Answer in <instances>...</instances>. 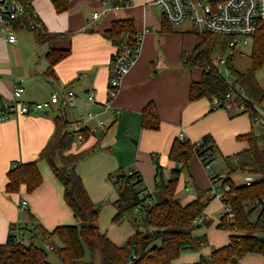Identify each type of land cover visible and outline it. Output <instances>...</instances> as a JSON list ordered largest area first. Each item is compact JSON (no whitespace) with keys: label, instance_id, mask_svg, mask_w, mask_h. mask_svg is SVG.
I'll return each instance as SVG.
<instances>
[{"label":"crops","instance_id":"1","mask_svg":"<svg viewBox=\"0 0 264 264\" xmlns=\"http://www.w3.org/2000/svg\"><path fill=\"white\" fill-rule=\"evenodd\" d=\"M116 1L69 0L68 10L60 13L53 0H33L37 17L48 34L58 35V39L39 45L34 32L27 30L17 34V43L13 45L0 39V110L5 101L13 98L15 85L24 87L22 100L27 102L47 101L56 91L73 90L77 95L73 107L58 106L49 115L41 112L0 122V245L6 243L12 224L40 223L50 231L61 225L76 224L65 202L62 183L49 164L40 159L41 152L55 134L57 116H64L71 130L79 124L88 133V139L76 140L68 154L99 144V150L76 166L94 202L108 184L109 175L124 172V167L128 173L140 172L143 186L150 192L156 188L158 165L163 167L166 179H171L178 165L171 161L170 151L181 135L192 143L212 136L217 144V155L224 160L248 149L246 142L238 140L239 135L254 131L248 113L238 108L214 111L208 98L190 101L193 82H200L202 78L200 70L184 65L185 56L197 45L192 26L189 30L172 26V30L166 32L162 10L153 4L154 0H132L130 5L119 4L117 9ZM95 12H99L100 17L92 20ZM126 19L134 21L142 38L141 52L123 79L118 96L108 107L111 65L117 49L106 37V32L113 22ZM52 50H64L69 54L56 65L55 74L47 76L50 67L47 55ZM90 92L95 95L94 103L88 100ZM150 103L156 105L161 120L159 130L142 128V113ZM100 121L104 122V128L99 126ZM120 141L125 147L131 142L132 152L125 148L116 151ZM33 161L38 162L43 175L42 185L32 194L27 193L25 187L17 194H8L9 170ZM225 165L227 168V162ZM226 168L208 173L201 159L194 155L189 168L182 169L180 175L179 182L182 180L185 184L180 190L186 192L184 197L177 192L181 204L197 200L201 191H208L203 198H209L211 186L206 185L207 180L211 181L212 174L228 175ZM215 199L212 197L206 208L205 219L216 225L199 223L194 231L195 236L206 235L209 246L184 251L173 264H197L202 257L210 259L215 249L230 243L229 232L219 227L222 202L221 217H213L210 210ZM23 200L28 202L25 211L19 209ZM236 264H264V255L250 253Z\"/></svg>","mask_w":264,"mask_h":264},{"label":"trees","instance_id":"2","mask_svg":"<svg viewBox=\"0 0 264 264\" xmlns=\"http://www.w3.org/2000/svg\"><path fill=\"white\" fill-rule=\"evenodd\" d=\"M28 12L33 14V0H21ZM57 12L69 8V0H53ZM116 4L125 2L116 1ZM164 19V18H163ZM39 28L32 31L39 45L58 39V35L48 34L43 23L37 17ZM163 29L172 30L166 20ZM197 37L195 49L185 56L184 65L190 69L202 72L200 82H193L190 90V101L208 98L227 100V95H238L237 104L244 106L245 113L253 118L257 107L264 109V86L257 79V73L264 67V24L255 37L250 55L251 66L241 72L235 67L233 72L234 86L229 87L224 80L221 69L214 64L213 53L216 45V35L207 31L194 29ZM137 31L133 20H117L106 32V37L120 51L126 39L129 47L137 44ZM68 51L52 50L48 53L49 70L47 76L55 74L54 68L67 57ZM115 59V57H114ZM113 59V61H114ZM142 128L159 130L161 120L156 105L150 103L142 113ZM83 139H88L86 130H81ZM78 132L71 130L70 122L64 116L55 118V134L50 143L43 149L40 159L45 160L56 178L64 187V199L76 219V224L61 225L50 231L42 224L21 225L12 224L5 244L0 245V264H50L46 252L37 246L43 242L55 253L62 264H98L95 255L100 258L99 264H173L184 251L200 250L209 246L206 235L195 236L194 231L202 219V225L209 226L211 221L205 219V210L212 197L203 195L201 191L197 200L182 205L177 197V190L182 169L189 168L190 161L197 155L202 162L207 159L216 160L217 144L208 135L198 143L177 138L170 151V159L178 167L172 171L171 179L167 180L164 169L157 166L156 188L151 194L144 196L147 189L143 187V177L140 172L118 173L109 175V179L119 192L115 202L117 214L113 221L122 222L124 216L136 210L142 214V226L145 230L136 228L124 245L116 244L98 224L101 208L90 197L81 176L76 172V166L82 160L99 150V144L79 153L68 152L77 140ZM238 140L246 142L248 149L225 159L229 173L224 184L231 187L223 202L232 208L234 219L228 216L221 218L219 227L230 234V243L215 249L210 259L202 257L197 264H236L250 253L264 255V127L258 135L254 131L239 135ZM238 158L237 166L231 167L230 160ZM61 164V165H60ZM182 164V166H180ZM241 171L253 176L251 185L238 186L231 176ZM43 183V175L38 162L22 163L13 166L7 173L6 192L17 194L22 187L32 194ZM202 194V195H201ZM18 229L30 234V239L24 243L16 240L14 231ZM59 241V244H57ZM160 242L157 246L156 243ZM88 255L91 259L86 260Z\"/></svg>","mask_w":264,"mask_h":264},{"label":"built area","instance_id":"3","mask_svg":"<svg viewBox=\"0 0 264 264\" xmlns=\"http://www.w3.org/2000/svg\"><path fill=\"white\" fill-rule=\"evenodd\" d=\"M131 3L132 0H129L125 4L130 5ZM153 4L161 8L164 20L172 26H180L188 21L193 29L207 31L226 39L227 56L215 58L214 64L221 69L225 83L229 87H233L235 83L234 57L238 54H245L249 48H252L253 41L264 24V0H154ZM115 8H119V5H116ZM99 17L100 13L95 12L92 20H97ZM36 18V13L30 14L21 0H0V39L10 45L17 43V34L20 31H34L39 28ZM141 42V36L137 35V44L132 48L129 47V40L126 39L120 51L116 53L111 65L108 107L118 96L123 79L138 59L141 52ZM24 91L23 86H14L13 98L5 101L2 110H0V122L35 113L50 112L58 106L63 109L73 107L77 97L73 90H64L54 92L47 101L27 102L22 100ZM237 99L238 95L233 93L227 95L226 101L216 97L211 102L212 110L233 111L236 108L245 110L244 106L237 104ZM1 100L0 98V102ZM88 100L90 103L95 102L93 92L89 93ZM256 110L257 114L253 118V129L259 135L264 127V109L257 107ZM89 116L92 117L93 114H89ZM99 126L104 128V122L100 121ZM81 130L83 128L79 124L74 126V131L78 132L77 140L79 141L84 140L80 133ZM180 138L186 140L184 135H181ZM214 162L207 159L206 162L202 163L207 171L212 172ZM226 178L227 175L224 174H212L209 194L222 202V217L227 215L230 220H233L235 216L232 208L223 202L225 194L231 191V187L224 184ZM253 180V176L247 175L245 184L251 185ZM142 189L146 188L143 186ZM151 193L147 189L144 190L143 195L147 196ZM19 209L27 210L28 202L23 200ZM201 222L202 219L197 220V223ZM14 233L17 242H25L24 233L21 230L16 229Z\"/></svg>","mask_w":264,"mask_h":264},{"label":"rangeland","instance_id":"4","mask_svg":"<svg viewBox=\"0 0 264 264\" xmlns=\"http://www.w3.org/2000/svg\"><path fill=\"white\" fill-rule=\"evenodd\" d=\"M180 30H189L191 28V23L186 21L182 25L178 26ZM28 31V30H27ZM252 49L249 48L245 54H238L237 56L234 57V67L241 71L245 72L247 71L250 66H251V55ZM213 56L215 58H220V57H226L227 56V43L226 39L223 36L216 35V45H215V51L213 53ZM257 79L260 83L263 84L264 86V67L258 71L257 73ZM52 115H55L53 112ZM122 139V137H121ZM130 141V140H128ZM127 143V142H126ZM129 143V144H128ZM127 143V147H125V144L122 143V141L119 142V144L116 146V151L117 148L122 150V149H127V152L131 153L132 152V146L133 145L131 142ZM105 145V144H104ZM124 146V147H123ZM134 146V145H133ZM238 158H232L230 160V166L235 167L237 166L238 163ZM226 162L220 155H217V163L213 165L214 167L212 168V172H217L216 170L221 169L223 167L226 168ZM61 165V164H60ZM127 167H124V172L128 173ZM226 170H229V167L226 168ZM124 172H118V173H124ZM209 173V171H208ZM245 177L246 175L243 174L241 171L236 172L231 176L232 180L234 183L238 186H242L245 184ZM108 184L102 188L101 192L99 195H97V200L95 202L98 204V206L101 208L100 216H99V226L103 232H105L116 244L118 245H124L126 243V240L130 236V234L136 229L140 228L141 230H145V227L142 226L141 221H142V214L139 213L136 210H133L129 213H127L124 216V219L122 222L115 223L113 221L114 217L117 214V207L115 206V202L119 199V192L117 188L113 185L112 181L108 178ZM206 185H209V188L211 186V181L208 179ZM185 186L183 184V181L181 180L178 185V190L177 192L181 196H185L184 191H181V187ZM184 189V188H183ZM107 191V192H106ZM106 192V193H105ZM105 193V195H103ZM210 210L212 211L213 217L219 218L221 217V202L220 199L216 198L213 202V204L210 206ZM25 225V224H24ZM216 225V223L213 222L210 226ZM30 239V234L27 233L25 235V241L27 242ZM57 244H59V241H57ZM157 246L160 245V242L156 243ZM37 246L42 248L46 254H47V261L50 264H62V262L59 260V258L53 253L49 248L48 245L43 243V242H37ZM97 263L99 264L100 258L98 255L94 256ZM91 256L88 255L86 260H90Z\"/></svg>","mask_w":264,"mask_h":264},{"label":"water","instance_id":"5","mask_svg":"<svg viewBox=\"0 0 264 264\" xmlns=\"http://www.w3.org/2000/svg\"><path fill=\"white\" fill-rule=\"evenodd\" d=\"M45 114H46V115H49V114H50V112H49V111H45ZM198 226H200V225H198Z\"/></svg>","mask_w":264,"mask_h":264}]
</instances>
